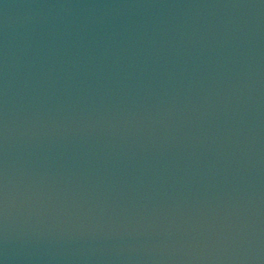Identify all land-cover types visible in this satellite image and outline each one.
Segmentation results:
<instances>
[{
  "label": "water",
  "instance_id": "obj_1",
  "mask_svg": "<svg viewBox=\"0 0 264 264\" xmlns=\"http://www.w3.org/2000/svg\"><path fill=\"white\" fill-rule=\"evenodd\" d=\"M0 264H264V0H0Z\"/></svg>",
  "mask_w": 264,
  "mask_h": 264
}]
</instances>
